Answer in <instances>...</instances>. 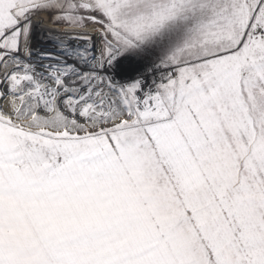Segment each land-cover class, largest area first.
<instances>
[{"label": "snow or ice", "instance_id": "6c2138e0", "mask_svg": "<svg viewBox=\"0 0 264 264\" xmlns=\"http://www.w3.org/2000/svg\"><path fill=\"white\" fill-rule=\"evenodd\" d=\"M0 264H264V0H0Z\"/></svg>", "mask_w": 264, "mask_h": 264}]
</instances>
